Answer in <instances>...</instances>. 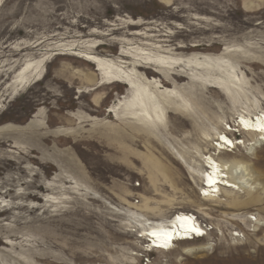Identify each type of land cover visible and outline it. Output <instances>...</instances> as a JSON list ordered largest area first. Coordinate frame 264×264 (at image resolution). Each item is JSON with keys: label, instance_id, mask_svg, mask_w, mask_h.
I'll use <instances>...</instances> for the list:
<instances>
[{"label": "rangeland", "instance_id": "rangeland-1", "mask_svg": "<svg viewBox=\"0 0 264 264\" xmlns=\"http://www.w3.org/2000/svg\"><path fill=\"white\" fill-rule=\"evenodd\" d=\"M47 51L43 76L18 84L14 61ZM86 52L131 73L170 120L191 122L210 74L237 70L244 89L220 90L206 126L178 130L170 160L125 118L137 92L104 83ZM245 110L264 113V0H0V264H142L141 223L182 211L208 233L147 252L151 264H264V135L240 130ZM223 131L257 142L228 152L239 189L202 199Z\"/></svg>", "mask_w": 264, "mask_h": 264}, {"label": "bare ground", "instance_id": "bare-ground-1", "mask_svg": "<svg viewBox=\"0 0 264 264\" xmlns=\"http://www.w3.org/2000/svg\"><path fill=\"white\" fill-rule=\"evenodd\" d=\"M52 55L50 51L37 57L30 53L23 61L19 59L15 60L14 62L19 65L15 70V81L22 85L40 79L45 72L46 63ZM79 56L85 61L94 64L96 70L105 75L108 81L104 83H126L131 90L137 92L133 99H128V103L126 102L124 107L125 118L146 124L159 137L162 153L170 160L174 156L178 157V130L182 131L183 129L191 128L197 131L206 126L208 121L213 118L215 112H217L215 109L222 107V102L218 96L220 90L232 99L231 92L233 90L241 93L244 89L241 74L237 70L225 68L221 76L210 74L209 84L206 85L207 91H202L199 94V98L194 99L196 109L188 113L192 117L191 122L186 120L179 121L176 115H173L170 120V117L167 116L168 109L163 108L153 94L147 92L143 94L137 88L134 76L122 69L120 65L116 66L110 59L99 57L91 52H86V54ZM98 109L102 111V103L98 104ZM114 112L117 115L116 109ZM39 116L37 114L35 118ZM35 121L32 120L30 125H36L37 122ZM237 125L240 127V130L257 137L264 135V113H253L248 110L241 111ZM159 126L162 128H158ZM228 129L234 132L236 130L234 127L233 129ZM185 137V140H191V137ZM203 138L205 139L206 137L203 136ZM206 140L208 141V138ZM256 142L246 144L245 140L238 141L233 139L227 131L220 132L217 141L212 143L214 151L209 154L206 153L203 156L206 172L202 177L203 187L201 191H203L199 193V196L202 199L218 197L223 188L239 189L237 182L231 179L228 173L235 168H240L241 164L239 161L227 158L228 152H232L242 144L253 146ZM231 147L233 148L232 151L230 150ZM182 158L183 160L185 159V157ZM230 203L237 204L238 200L233 199ZM254 220H257V218ZM139 221L142 222L141 220ZM141 225L144 228L141 231L142 237L146 236L147 241L152 242L155 247H158L157 250L159 251H170L174 247L175 241L194 240L204 237L208 233L194 219V214L183 211L175 213L169 219H163L155 222V224H151L150 228H145L147 225L144 223H141Z\"/></svg>", "mask_w": 264, "mask_h": 264}, {"label": "built area", "instance_id": "built-area-1", "mask_svg": "<svg viewBox=\"0 0 264 264\" xmlns=\"http://www.w3.org/2000/svg\"><path fill=\"white\" fill-rule=\"evenodd\" d=\"M194 219H196L199 223L200 226H202V228H204L205 232H207V225L204 222H201L200 220H198L197 216H194ZM178 241H175V243H177ZM158 247H155L154 244H152V242H149L147 244V249L144 252V254L142 255V264H151V259L150 256L147 255V252H151L153 250H157Z\"/></svg>", "mask_w": 264, "mask_h": 264}]
</instances>
